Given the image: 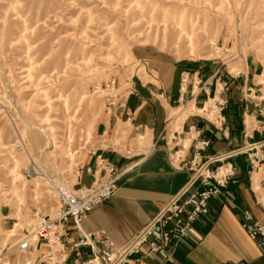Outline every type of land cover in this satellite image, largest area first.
I'll return each instance as SVG.
<instances>
[{"label": "rangeland", "instance_id": "1", "mask_svg": "<svg viewBox=\"0 0 264 264\" xmlns=\"http://www.w3.org/2000/svg\"><path fill=\"white\" fill-rule=\"evenodd\" d=\"M142 48L235 72L254 58L264 76V0H0V248L52 214L54 186L72 193L104 108L92 89L114 79L128 98Z\"/></svg>", "mask_w": 264, "mask_h": 264}, {"label": "crops", "instance_id": "2", "mask_svg": "<svg viewBox=\"0 0 264 264\" xmlns=\"http://www.w3.org/2000/svg\"><path fill=\"white\" fill-rule=\"evenodd\" d=\"M133 56L142 68L136 69L127 87L130 118L104 106L94 130L96 154L83 158L72 187H88L101 176L95 158L101 155L119 174L117 188L110 200L85 216L82 229L88 233L104 231L115 248L121 249L191 185L193 171L182 164L192 160L195 145L207 142L197 151L201 162L244 149L229 160L234 168L231 181L208 202L207 214L192 225L187 238L172 245L166 255L146 256L142 248L136 257L141 259L140 264H264V249L242 227L245 214L264 226L257 198L264 194V147L257 149L258 163L252 166L249 159L255 151L251 146L264 142V76L260 64L250 58L241 71L235 72L219 61L179 62L147 48L136 49ZM217 70L226 82L219 95L224 103L223 128H216L198 112L172 122L180 100L183 105L192 103L195 110L205 100L204 93L193 96L190 85L181 90V75L195 74L204 81ZM172 112L176 115L171 116ZM173 151H180V165L171 162ZM216 166L214 163L210 168ZM66 233L65 244L70 247L78 240V233L71 225L66 227ZM96 248L99 250L100 245ZM43 251L36 255L40 257ZM87 255L86 248L69 251V260Z\"/></svg>", "mask_w": 264, "mask_h": 264}, {"label": "built area", "instance_id": "3", "mask_svg": "<svg viewBox=\"0 0 264 264\" xmlns=\"http://www.w3.org/2000/svg\"><path fill=\"white\" fill-rule=\"evenodd\" d=\"M237 56H240V53L235 48L231 52L229 60L233 61ZM221 66L226 65L221 62ZM180 84L183 91L187 85H190L193 96L200 93L205 94V100L198 111L216 128H223L225 123V116L222 113L224 103L219 99V95L225 90L226 82L222 79L219 70L204 81H201L195 74L183 73ZM211 87L213 88L212 92H210ZM92 93L101 99L108 110L124 112L129 120L130 115L127 113L126 107L127 89L119 93L114 79L108 80L104 85H95ZM180 103L182 104L181 100ZM206 146L207 142H202L200 146L195 145L196 152L192 160L182 164L193 171L191 185L175 196L123 248L116 249L104 231L88 233L82 229L81 224L85 216L95 206L105 203L113 197L119 178L114 166L101 155H96V167L101 172V176L94 179V182L88 187L79 186L73 189L69 195L63 194L58 188L52 186V190L58 191L59 205L51 215L45 214L40 208H35L32 212L34 224L22 229L18 236H13L16 240L12 244L0 248V264H130L131 262L140 264L141 259L136 256L142 252V248L145 249L144 255L146 256L166 255L169 248L181 239L187 238L192 225L201 216L207 214L208 202L220 194L221 189L227 186L234 175V168L229 160L245 151L242 149L227 152L210 158L206 162H201L197 151ZM263 147L264 142L251 146L255 150L252 156H249L252 166L259 161L257 149ZM88 154L95 155L96 151L92 149ZM171 162L177 163V165L181 164L180 151L172 152ZM214 163L217 166L211 170L210 165ZM27 169L28 177L35 175L34 166ZM81 169V164H79L75 170L76 177L79 176ZM196 185L198 186L195 187ZM258 203L264 214V194ZM68 225H71L78 233V240L70 247L65 244ZM242 227L250 239L264 249V226L253 222L252 217L245 214ZM97 245H100L99 250L96 248ZM85 248L89 255L85 258L76 256L69 260V251L76 252ZM42 249H44L43 253L40 257L37 256V252ZM227 264L250 263L239 261Z\"/></svg>", "mask_w": 264, "mask_h": 264}, {"label": "bare ground", "instance_id": "4", "mask_svg": "<svg viewBox=\"0 0 264 264\" xmlns=\"http://www.w3.org/2000/svg\"><path fill=\"white\" fill-rule=\"evenodd\" d=\"M189 106H190V109H191V110H194V107H193V104H192V103H191V105H189ZM178 109H179V111L177 112L178 114L176 115V112H175V113L172 112V113H171V116L176 115L175 117H180V116H178V115H180V114H184L185 111L187 110V108H186V109H184V108H178ZM188 110H189V108H188ZM197 110H198V109H197ZM198 113H199V112H198ZM190 114H191V113H190ZM175 117H174V118H175ZM174 118H173V119H174ZM173 119H172V120H173ZM178 120H180V119H178ZM139 138H140V137H139ZM139 138H138V139H139ZM52 139H53V138H52ZM139 145H140V144H139ZM125 148H126V147H125ZM65 193H66V192H65ZM161 211H162V210H161ZM17 226H18V225H17ZM10 232H13V231H10ZM13 236H15V235L13 234ZM13 236H12V237H13Z\"/></svg>", "mask_w": 264, "mask_h": 264}]
</instances>
